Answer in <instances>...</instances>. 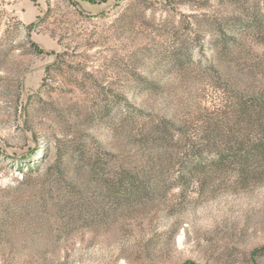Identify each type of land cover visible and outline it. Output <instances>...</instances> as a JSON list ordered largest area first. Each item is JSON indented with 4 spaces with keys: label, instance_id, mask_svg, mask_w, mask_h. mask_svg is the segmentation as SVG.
Returning <instances> with one entry per match:
<instances>
[{
    "label": "rangeland",
    "instance_id": "1",
    "mask_svg": "<svg viewBox=\"0 0 264 264\" xmlns=\"http://www.w3.org/2000/svg\"><path fill=\"white\" fill-rule=\"evenodd\" d=\"M261 107L264 0H0V264H264Z\"/></svg>",
    "mask_w": 264,
    "mask_h": 264
},
{
    "label": "trees",
    "instance_id": "2",
    "mask_svg": "<svg viewBox=\"0 0 264 264\" xmlns=\"http://www.w3.org/2000/svg\"><path fill=\"white\" fill-rule=\"evenodd\" d=\"M258 23L255 22V25ZM258 121L256 122V129H259L258 135H262V139L257 140V144H252L251 147L240 148L230 153H218L215 156L213 162H211L215 167L223 164H235L236 168L239 170V176L249 175L251 173H257L262 171L264 173V108L261 107L259 113L257 114ZM251 172V173H250Z\"/></svg>",
    "mask_w": 264,
    "mask_h": 264
}]
</instances>
